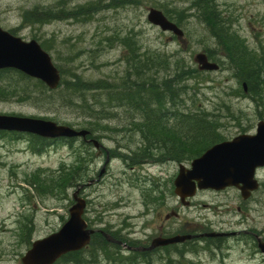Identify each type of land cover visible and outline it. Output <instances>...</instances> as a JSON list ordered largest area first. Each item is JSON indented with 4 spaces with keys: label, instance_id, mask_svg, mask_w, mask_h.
<instances>
[{
    "label": "rangeland",
    "instance_id": "rangeland-1",
    "mask_svg": "<svg viewBox=\"0 0 264 264\" xmlns=\"http://www.w3.org/2000/svg\"><path fill=\"white\" fill-rule=\"evenodd\" d=\"M199 1L0 0V26L26 41L44 42L68 84L80 78L120 87L125 80H133L132 65L146 59L154 60L153 68L166 74L167 66L171 70L182 65L198 69L194 56L210 53L220 68L211 72L198 69L203 81L192 79L190 83L195 82L199 92L187 94L188 105L180 109L187 111L189 106L192 111L203 108L217 114L223 137L253 132L264 116V91L256 98L248 93L247 81L253 80L237 67L215 33L233 34L242 40L253 55L254 67L262 68L264 86V0H204L202 7ZM150 7H162L179 20L182 39L152 25L147 18ZM213 13L217 17H211ZM129 36L134 44L125 43ZM133 48L137 58H133ZM11 84L16 86L13 95L6 91ZM36 88L33 80H0V90L5 91L0 93V114L47 118L88 129L103 144L102 156H96L94 149V155L89 154L90 147L80 140L73 144L52 142L38 153L26 134L0 133V264H23L21 258L34 240L58 231L69 217L72 196L78 189L87 201L83 217L96 231L77 261L71 258L58 264H127L105 257L103 248L117 243L107 241L100 231L119 242L125 257L130 244L148 245L157 237L189 229L203 231L213 222L216 227L229 225L228 231L238 233L215 244L193 241L188 246L194 251L183 254L176 245L170 246L153 255L158 259L153 264H264L254 237L257 234L264 240V182L248 199L234 188L218 195L201 190L190 207L184 205L173 184L179 162L168 157L157 142H148L151 155H140L145 150L140 147L142 134L134 130V123L144 120L143 116L120 106L119 94L111 102L109 95L100 91L97 100L108 115L103 111L96 118L79 115L75 106L65 101L79 98L81 92L78 97L61 95L62 85L59 92L49 90L39 97ZM27 96L30 99L22 100ZM86 97V101H94L92 93ZM174 122L168 123L172 126ZM195 144L183 149L193 150ZM83 155L85 170L78 171L81 180L72 187L59 186L52 176L63 165L75 172ZM31 181L49 188L35 189Z\"/></svg>",
    "mask_w": 264,
    "mask_h": 264
},
{
    "label": "trees",
    "instance_id": "trees-1",
    "mask_svg": "<svg viewBox=\"0 0 264 264\" xmlns=\"http://www.w3.org/2000/svg\"><path fill=\"white\" fill-rule=\"evenodd\" d=\"M201 1H199L200 7L204 6V3ZM162 10L168 18L174 20L179 25V20L174 19V17L167 13L164 9ZM211 17L215 18L217 16H215V13H213ZM215 35L219 39L220 43L226 44L225 46L230 50L232 56L231 58L237 67L242 70H246L247 77L253 80L250 82L249 80L247 81V88L249 89L248 93L255 98L262 97L261 94L264 91V86L262 85L263 77L260 75L262 68L254 67L256 62L253 60V55L247 50V48L245 49L243 47L242 40L238 36L228 33H215ZM133 40L134 39L132 36H129L125 40V43L127 45L130 43L134 44ZM41 45L47 50V45L44 42H41ZM132 51L133 58H137L138 56L135 55L136 48H133ZM207 54L210 58H212L210 53ZM162 63L165 62L162 61ZM155 65L156 63L151 59H146L142 64L134 66L132 65L133 80L130 82L125 80L120 87H114L112 84L104 85L101 83V81H82L80 78H77L75 81L71 82L70 85L66 82V80L63 79L61 86L64 85V88L61 90V95L64 93H71L78 97V93L81 92V96L79 98H66L65 101L69 102L70 105L75 106L77 112L80 113L79 115H83L84 117L88 115L97 118L100 116V114H102L103 111H105V114L108 115L105 107L97 100L98 96L100 95V91H105V93L109 95L108 99L111 102L113 99H115L116 95L119 94V101L121 102L119 103L120 106L125 107L134 115L143 116L144 120L134 123V130L142 134L141 138L143 144L140 147H142L145 151L140 152V155H151L152 145L148 146V142L151 141L152 143L157 142L160 144V146H164L168 157L182 161L198 155L211 143L222 140L224 137L219 133L220 126L218 124L216 116L217 114H212L203 108H196V110L192 111L189 110V106H187V111L180 109L181 105H188L186 102L187 94L191 93L192 91H194V93L199 92V88L197 86L194 88L195 82L191 84L190 80L193 79L199 83L203 81L200 78L201 72L197 68H191L190 66L182 65L176 66L174 70H171L170 67L167 66V73L164 74L160 70L153 68ZM160 73L163 74L161 77L159 76ZM15 77L20 81L33 80L34 85L37 87L35 90L41 94L38 95L39 97H45V95L50 90L41 81L34 80L33 78L26 76L18 70H0V80L2 81H8L10 79H12V81H16ZM13 87L16 88V86L13 84L7 87L6 91L10 95L14 94L12 91ZM60 87L57 90H51L52 93L59 92ZM3 92L5 91L1 89L0 93ZM31 92L33 91L31 90ZM88 93H92L94 100L93 102L86 101V96ZM193 98L194 97L191 99ZM27 99L30 98L28 96L22 98V100ZM89 103L92 105H89ZM169 121L175 122L172 126H170L168 123ZM165 122L168 125L165 124ZM14 135L17 134H13L12 136ZM26 136L29 137L33 144V149L38 153L43 152L48 145V141L46 139L35 135ZM189 140H197L200 142H197L198 144L189 143ZM70 144L73 143L70 142ZM188 144H195L192 145L193 150L187 151L183 149L189 148ZM89 154L94 155L91 149ZM85 158L86 156L84 155L79 158L78 162L80 165L78 169L75 170V172H70L69 167L63 165L57 170V175L52 176V179H54V181L62 187L74 186L79 180H81V173H78V171L80 169H83V171L85 170L83 168ZM30 185L35 187V189L49 188L40 182L37 184L35 181H31ZM188 244L190 243H186L182 247H178L181 254H183L184 251H194V248H189L190 245L188 246ZM113 246L114 247L112 248L105 246L102 250L105 257L107 255V259H120L126 261L127 264H137L135 262L138 260H147L145 253L138 252H131L129 253V256L124 257L121 254L122 250L120 246L117 244H113ZM83 250L66 254L56 264L71 258L77 261L78 259L76 258ZM77 264L83 263L77 262Z\"/></svg>",
    "mask_w": 264,
    "mask_h": 264
},
{
    "label": "water",
    "instance_id": "water-1",
    "mask_svg": "<svg viewBox=\"0 0 264 264\" xmlns=\"http://www.w3.org/2000/svg\"><path fill=\"white\" fill-rule=\"evenodd\" d=\"M147 18L162 30L172 31L180 38L183 36V30L169 20L161 10L151 7ZM195 61L202 70H216L219 67L217 63L209 61L203 52L196 54ZM5 68H15L40 79L51 89L56 88L61 80L59 69L37 40L24 41L0 27V69ZM0 130L32 133L52 140L85 137L89 133L86 129L77 130L51 120L7 114H0ZM92 141L99 149L101 143L95 139ZM263 165L264 121H260L255 135L242 134L233 141L215 144L202 156L196 158L189 169L181 165L174 181L175 193L185 201L186 197L195 194L197 188L220 190L231 185L239 186V183H242L243 195L247 196L249 190L258 187L254 173L257 167ZM78 194L79 189L73 194L75 202L69 208L68 220L58 231L36 239L22 256L23 264H52L63 254L80 250L90 242L94 230L88 228L87 222L83 219L86 201ZM216 235L223 233L201 234V236ZM192 237L190 234L157 237L147 249L184 242ZM258 240L259 248L264 253V242Z\"/></svg>",
    "mask_w": 264,
    "mask_h": 264
},
{
    "label": "flooded vegetation",
    "instance_id": "flooded-vegetation-1",
    "mask_svg": "<svg viewBox=\"0 0 264 264\" xmlns=\"http://www.w3.org/2000/svg\"><path fill=\"white\" fill-rule=\"evenodd\" d=\"M234 136H231V137H228L229 139L230 138H233ZM85 143H88V144H91V143H89V142H86L85 140H83ZM102 156V155H101ZM177 163L179 162V163H184V164H186L187 166H189V161H186V162H181V161H176ZM178 163V164H179ZM263 173H264V168H261V169H259L258 170V176H259V181H260V187H262L263 186V182H264V175H263ZM230 189H232V188H228V189H226V190H230ZM235 191L237 192V193H239V191L237 190V189H235ZM205 192H210V193H214L215 195H218V194H220L221 192H215V191H205ZM240 195V194H239ZM197 197H199V193H197L193 198H191V201L190 202H188L187 203V205L190 207L191 205H192V202L194 201V199L195 198H197ZM165 203H166V200H165ZM166 206H167V204H166ZM207 225H209V224H207ZM209 229H205V230H203V231H200V229H189V230H187V231H189V233H191V234H199V233H202V232H205V231H212V230H218V231H220V232H231V231H228V228H230L231 226H229L228 225V227H216V225H215V223L213 222V223H211L210 225H209ZM238 233V232H237ZM236 233V234H237ZM233 236H235V235H229V236H218V237H215L214 239H217V240H219L220 242H222V241H224L225 239H228V238H231V237H233ZM205 237H198V238H194V239H192V240H194V241H202V239H204ZM146 252H148V251H146ZM156 253H159L158 252V250H155V251H153V252H151V253H148V256L149 257H151L153 254H156ZM156 260H158V259H152L151 261H147V263L146 264H153V262L154 261H156Z\"/></svg>",
    "mask_w": 264,
    "mask_h": 264
},
{
    "label": "bare ground",
    "instance_id": "bare-ground-1",
    "mask_svg": "<svg viewBox=\"0 0 264 264\" xmlns=\"http://www.w3.org/2000/svg\"><path fill=\"white\" fill-rule=\"evenodd\" d=\"M161 55V54H160ZM179 96V95H178ZM167 99V98H166ZM161 101V100H160ZM163 108V107H162ZM198 120V119H197ZM187 121V120H186ZM106 257H107V255H106ZM124 261V260H123Z\"/></svg>",
    "mask_w": 264,
    "mask_h": 264
}]
</instances>
